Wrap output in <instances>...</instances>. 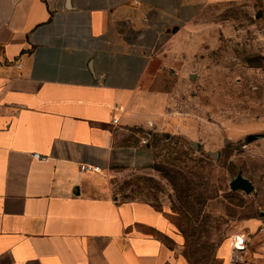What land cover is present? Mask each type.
<instances>
[{"label":"crops","instance_id":"1","mask_svg":"<svg viewBox=\"0 0 264 264\" xmlns=\"http://www.w3.org/2000/svg\"><path fill=\"white\" fill-rule=\"evenodd\" d=\"M223 1L0 0V264H193L169 213L115 200L108 176L152 170L147 137L185 131L165 54ZM231 230L215 264H264L233 248L259 221Z\"/></svg>","mask_w":264,"mask_h":264},{"label":"rangeland","instance_id":"2","mask_svg":"<svg viewBox=\"0 0 264 264\" xmlns=\"http://www.w3.org/2000/svg\"><path fill=\"white\" fill-rule=\"evenodd\" d=\"M167 50L172 74L189 84L174 107L185 131L147 137L154 168L113 169L107 192L167 211L184 258L215 264L229 226L257 220L264 229V0L209 5ZM238 178L253 191H234ZM251 239L246 259L264 258V235Z\"/></svg>","mask_w":264,"mask_h":264},{"label":"built area","instance_id":"3","mask_svg":"<svg viewBox=\"0 0 264 264\" xmlns=\"http://www.w3.org/2000/svg\"><path fill=\"white\" fill-rule=\"evenodd\" d=\"M114 122L118 123V120L115 119ZM34 158L37 159V160H41V161L45 160V158L42 157L39 154H35ZM81 171L82 172H86V173H91V174H97V173L101 172V168L98 167V166H92V165H82L81 166ZM246 245H247V242H246V240L243 237H236V239L234 241V244H233V248H234L235 251L238 252V251L245 250L246 249Z\"/></svg>","mask_w":264,"mask_h":264},{"label":"water","instance_id":"4","mask_svg":"<svg viewBox=\"0 0 264 264\" xmlns=\"http://www.w3.org/2000/svg\"><path fill=\"white\" fill-rule=\"evenodd\" d=\"M232 189L234 191L242 190V191H245L247 194H249L253 191V186L251 185L249 181L238 178L233 183Z\"/></svg>","mask_w":264,"mask_h":264}]
</instances>
